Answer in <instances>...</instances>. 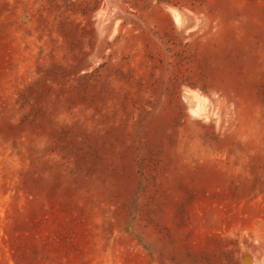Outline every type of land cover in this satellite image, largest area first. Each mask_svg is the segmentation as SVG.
<instances>
[{"label":"rangeland","instance_id":"rangeland-1","mask_svg":"<svg viewBox=\"0 0 264 264\" xmlns=\"http://www.w3.org/2000/svg\"><path fill=\"white\" fill-rule=\"evenodd\" d=\"M0 264H264V0H0Z\"/></svg>","mask_w":264,"mask_h":264},{"label":"bare ground","instance_id":"bare-ground-1","mask_svg":"<svg viewBox=\"0 0 264 264\" xmlns=\"http://www.w3.org/2000/svg\"><path fill=\"white\" fill-rule=\"evenodd\" d=\"M184 96V95H183ZM186 102L189 104L193 100L192 105H188V112L196 118H207L209 109L206 102L195 94H190L188 97L184 96Z\"/></svg>","mask_w":264,"mask_h":264}]
</instances>
